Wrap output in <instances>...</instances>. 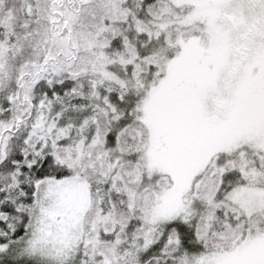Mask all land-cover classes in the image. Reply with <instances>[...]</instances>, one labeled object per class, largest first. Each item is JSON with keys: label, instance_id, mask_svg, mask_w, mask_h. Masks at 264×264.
I'll list each match as a JSON object with an SVG mask.
<instances>
[{"label": "snow or ice", "instance_id": "snow-or-ice-1", "mask_svg": "<svg viewBox=\"0 0 264 264\" xmlns=\"http://www.w3.org/2000/svg\"><path fill=\"white\" fill-rule=\"evenodd\" d=\"M0 264H264V0H0Z\"/></svg>", "mask_w": 264, "mask_h": 264}]
</instances>
